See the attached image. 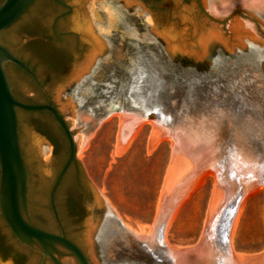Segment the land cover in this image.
I'll use <instances>...</instances> for the list:
<instances>
[{
  "label": "water",
  "instance_id": "1",
  "mask_svg": "<svg viewBox=\"0 0 264 264\" xmlns=\"http://www.w3.org/2000/svg\"><path fill=\"white\" fill-rule=\"evenodd\" d=\"M34 1H1L0 38ZM67 2L72 11L64 28L77 33L79 50L46 94L30 95L29 82L19 83L8 67L20 95L53 104L13 94L7 62L38 79L0 40V215L18 241L9 255L25 254V264H37L41 256L40 264H264V249L236 254L230 244L246 197L264 187V0H159L155 9L140 0ZM9 40L26 39L16 34ZM83 80L91 81L88 90L66 91ZM28 111L51 112L67 135V159L51 190L52 153L42 160L50 144L37 129L38 113ZM113 115L119 120L118 156L143 123L151 124L147 154L158 141H171L152 225H137V235L75 157V133L83 137L81 155ZM66 117L74 119L73 129ZM75 159L89 190L76 226L67 228L80 246L32 219L49 217L50 190L58 220L56 190ZM206 174L214 181L199 239L182 247L166 244L177 208ZM12 262L0 255V264Z\"/></svg>",
  "mask_w": 264,
  "mask_h": 264
},
{
  "label": "rangeland",
  "instance_id": "2",
  "mask_svg": "<svg viewBox=\"0 0 264 264\" xmlns=\"http://www.w3.org/2000/svg\"><path fill=\"white\" fill-rule=\"evenodd\" d=\"M70 121L74 128V119ZM119 120L117 115L102 121L95 130L85 149L79 151L82 135L75 133V157L93 187L108 200L115 209L121 223L136 235L137 225L151 226L155 215L159 193L171 155V141H159L147 154V140L151 125L143 123L140 132L120 155L115 154L116 134ZM52 153L42 155L48 161ZM214 176L206 175L179 206L164 233L166 244L186 246L197 241L202 233L209 204ZM144 231L148 227L143 226ZM231 249L234 253L253 254L264 249V189L258 188L248 195L243 203L235 226Z\"/></svg>",
  "mask_w": 264,
  "mask_h": 264
},
{
  "label": "flooded vegetation",
  "instance_id": "3",
  "mask_svg": "<svg viewBox=\"0 0 264 264\" xmlns=\"http://www.w3.org/2000/svg\"><path fill=\"white\" fill-rule=\"evenodd\" d=\"M140 1L145 2L147 7L150 9L157 8L159 2V0ZM71 11L72 6L67 2V0H35L28 10L17 21V23L20 25L18 29L9 31L6 35L8 39H11L13 35L16 34L24 35L26 40L23 41V43L19 42L21 53L17 54L14 52L3 41L2 37L0 38L4 45H6L15 55L26 62L28 66L34 71L38 82L27 72L13 65L12 63L7 62L5 64V66L7 64L11 65L19 83H22L24 80L29 82L30 95L37 96L40 93L46 94L47 84L52 81L56 75H58L60 72H63L68 66H70L73 53L79 50L77 33L64 28V22ZM28 43H30L32 46L31 48L27 47ZM6 74L10 81L12 92L17 98L22 100H33L31 97L18 95L14 91L7 70ZM44 80L45 82H43ZM90 84H92L91 81L83 80L80 82L78 88H75L74 84H72L66 88V91H86L90 88ZM34 101H37L38 104H53L48 98L34 99ZM32 112L38 113V118L47 122L46 131H38L48 141L52 149L51 161L55 165V173L50 187L51 190L54 182L56 181L57 175L60 173L63 165L66 162L68 139L64 130L60 127L51 112ZM22 155L24 158L23 151ZM49 193V217L45 218L43 223H40L32 218L33 221L39 227L48 231L55 233L64 232L67 237L78 244L73 234L69 232L67 228L76 226L78 218L84 211V200L88 196L89 190L84 180L82 168L76 159L69 164L56 190L54 205L59 221L57 220L53 207L51 206ZM14 241L16 242L17 239L13 236L3 217L0 215V255L5 259L12 258L13 264H25V254L9 255L13 250ZM46 260L43 261V264ZM41 261L42 256L37 264H40Z\"/></svg>",
  "mask_w": 264,
  "mask_h": 264
},
{
  "label": "trees",
  "instance_id": "4",
  "mask_svg": "<svg viewBox=\"0 0 264 264\" xmlns=\"http://www.w3.org/2000/svg\"><path fill=\"white\" fill-rule=\"evenodd\" d=\"M1 1H2V0H0V3H1ZM19 26H20V25H19L17 22H15L12 26H10L9 28H7L8 30H4V31L2 32V39H3V41L7 44L8 47H10V48H11L14 52H16L17 54H20V53H21V50H20V48H19L20 43H19V42H16V43L11 42V41L6 37V35H7V33H8L9 31H13V30L18 29ZM27 47H28V48H31L32 46L30 45V43H28V44H27ZM9 66L11 67L10 64H7V65L5 66L7 72H8V67H9ZM18 69H19V68H18ZM8 76H9L11 82H12V85H13L14 91H15L18 95H20V94L16 91V89H15V81L13 80V77H12L11 73L8 72ZM15 77H16V76H15ZM16 79H17V77H16ZM43 82H45V80H44ZM21 100H22V99H21ZM23 101H25V102H29V103H36V104H38L37 101H31V100H23ZM28 112H29V113H33L32 111H28ZM35 122H36V124H37V129H38L39 131H41V132L46 131V127H47V126H46V125H47V122H46V121H44V120H42V119H40V118H37V119L35 120ZM33 219H34V218H33ZM35 220H36V219H35ZM36 221H38V220H36ZM38 222L43 223L44 220H43V221H38Z\"/></svg>",
  "mask_w": 264,
  "mask_h": 264
},
{
  "label": "bare ground",
  "instance_id": "5",
  "mask_svg": "<svg viewBox=\"0 0 264 264\" xmlns=\"http://www.w3.org/2000/svg\"><path fill=\"white\" fill-rule=\"evenodd\" d=\"M149 124H150V123H149ZM150 125H151V124H150ZM141 127H142V125L139 127V129L137 130V132H136V134H135L134 137H136V136L138 135V133H139L140 130H141ZM117 132H118V131H117ZM134 137H133V138H134ZM133 138H132V139H133ZM82 139H83V138H82ZM132 139H131V140H132ZM131 140L127 143L126 147L129 146ZM158 142H159V141H158ZM81 144H82V143H81ZM126 147H125V148H126ZM125 148H124V149H125ZM206 175H207V174H206ZM206 175L203 176V177L201 178V181H200L199 184H201V183L203 182V180H204V178L206 177ZM199 184H198V185H199ZM198 185H197V186H198ZM197 186H196V187H197ZM196 187H195V188H196ZM259 188H263V189H264V187H259ZM257 191H258V190H257ZM254 193H255V192H254ZM249 196H250V195H249ZM158 202H159V201H158ZM178 209H179V207L177 208V210H176V212H175L173 218L175 217V215H176ZM241 209H242V208H241ZM173 218H172V220H173ZM238 218H239V216H238ZM172 220H171V221H172ZM237 222H238V219H237ZM237 222H236V224H237ZM236 224H235V226H236ZM149 227H151V226H149ZM234 229H235V227H234ZM233 232H234V230H233ZM138 234H139V233H138ZM142 234L145 235V236H147V235L149 234V228H148V231H147V232L144 231V229H143ZM232 235H233V234H232ZM231 240H232V237H231ZM231 240H230V242H231ZM165 242H166V241H165ZM237 254H242V253H237ZM243 255H246V254H243Z\"/></svg>",
  "mask_w": 264,
  "mask_h": 264
}]
</instances>
